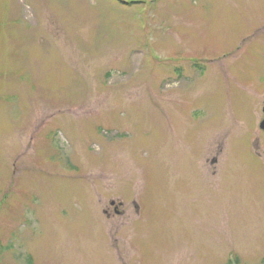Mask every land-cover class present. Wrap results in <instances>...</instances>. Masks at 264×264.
<instances>
[{"label": "rangeland", "instance_id": "374dc122", "mask_svg": "<svg viewBox=\"0 0 264 264\" xmlns=\"http://www.w3.org/2000/svg\"><path fill=\"white\" fill-rule=\"evenodd\" d=\"M261 73L264 0H0V264H264Z\"/></svg>", "mask_w": 264, "mask_h": 264}, {"label": "flooded vegetation", "instance_id": "af4514ba", "mask_svg": "<svg viewBox=\"0 0 264 264\" xmlns=\"http://www.w3.org/2000/svg\"><path fill=\"white\" fill-rule=\"evenodd\" d=\"M261 76H264V74L263 73H261ZM261 84H264V77L262 78V80L259 82V85H261ZM252 86H255V84L253 83L252 84ZM262 106H263V108H262V110L264 111V97L261 99V103H260ZM264 120V118L261 120V122L259 123V130H258V133L259 134H256L255 136H254V138H253V141H252V145H254V147L256 146V149L257 150H262V153L264 154V127L262 126V121ZM259 155H261V153L260 152H258V156ZM116 204V203H115ZM114 204V209H115V212L116 213H118V214H121L122 213V211L120 210V207H121V205H119V206H116Z\"/></svg>", "mask_w": 264, "mask_h": 264}, {"label": "trees", "instance_id": "16d2710c", "mask_svg": "<svg viewBox=\"0 0 264 264\" xmlns=\"http://www.w3.org/2000/svg\"><path fill=\"white\" fill-rule=\"evenodd\" d=\"M235 262H237V263H238L237 259H236V261H235ZM229 264H234V262H233V261H231Z\"/></svg>", "mask_w": 264, "mask_h": 264}, {"label": "water", "instance_id": "95a60500", "mask_svg": "<svg viewBox=\"0 0 264 264\" xmlns=\"http://www.w3.org/2000/svg\"><path fill=\"white\" fill-rule=\"evenodd\" d=\"M262 126L264 127V121L262 122Z\"/></svg>", "mask_w": 264, "mask_h": 264}]
</instances>
